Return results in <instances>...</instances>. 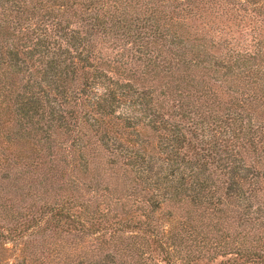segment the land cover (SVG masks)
Here are the masks:
<instances>
[{
  "label": "trees",
  "instance_id": "16d2710c",
  "mask_svg": "<svg viewBox=\"0 0 264 264\" xmlns=\"http://www.w3.org/2000/svg\"><path fill=\"white\" fill-rule=\"evenodd\" d=\"M188 9L0 0V264H264V37Z\"/></svg>",
  "mask_w": 264,
  "mask_h": 264
},
{
  "label": "rangeland",
  "instance_id": "374dc122",
  "mask_svg": "<svg viewBox=\"0 0 264 264\" xmlns=\"http://www.w3.org/2000/svg\"><path fill=\"white\" fill-rule=\"evenodd\" d=\"M176 2L180 8H189L177 14L178 20L180 19L183 26L190 32H195V35H203L206 42L211 39L221 43L222 40L229 39L232 43H237L238 47H242L257 39V35L264 37V26H260L261 29L257 28V14L249 9L235 10L233 7L230 8V4L224 0H176ZM219 49L212 48L211 50L216 52ZM107 52L110 53L109 50ZM1 171L3 170L0 167V174ZM71 237V239H67L65 252L70 246H85L91 240L90 236L72 235ZM6 245L9 246V250L5 253L6 256L8 255L7 264L10 261L15 262L20 258L17 249L19 246L10 248L9 242H6Z\"/></svg>",
  "mask_w": 264,
  "mask_h": 264
}]
</instances>
